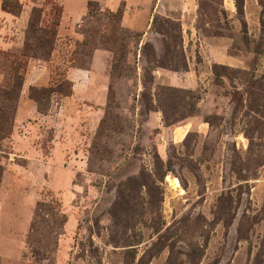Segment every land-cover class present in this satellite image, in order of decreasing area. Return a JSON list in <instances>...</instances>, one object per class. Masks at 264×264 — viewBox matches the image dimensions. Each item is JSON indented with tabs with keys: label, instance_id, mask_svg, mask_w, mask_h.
Returning <instances> with one entry per match:
<instances>
[{
	"label": "rangeland",
	"instance_id": "obj_1",
	"mask_svg": "<svg viewBox=\"0 0 264 264\" xmlns=\"http://www.w3.org/2000/svg\"><path fill=\"white\" fill-rule=\"evenodd\" d=\"M18 1L0 264H264V0ZM58 16L41 72L26 38ZM52 74L70 94L43 115Z\"/></svg>",
	"mask_w": 264,
	"mask_h": 264
},
{
	"label": "trees",
	"instance_id": "obj_2",
	"mask_svg": "<svg viewBox=\"0 0 264 264\" xmlns=\"http://www.w3.org/2000/svg\"><path fill=\"white\" fill-rule=\"evenodd\" d=\"M91 5H92V3L89 2L88 10L91 9ZM0 8L3 12L9 13L13 16H18L21 9H22V6L18 0H1ZM37 12H38L37 9H33L32 10V16L34 15V13H37ZM88 13H91V11H89ZM119 14H120V12L116 13V15H119ZM59 19H60V16H58L57 19L53 21L51 30L49 32H47V35H45L44 38H42L40 36H38V37L32 36L31 40L26 38L24 49L26 50V52L27 51L29 52L28 54H29L30 59H33L36 62L43 61V64H41L39 67L44 66L45 62L49 61V57H50L51 52L53 51V48L55 46L54 45L55 39H56L55 34H56L57 28L59 26ZM31 21H32V18L30 17L29 24H28V31L35 32L34 28L32 30ZM46 50L48 52H46ZM39 56L42 57L43 59L39 58ZM51 77H52V79H51V83H50L49 87L40 89V91H38L36 89L30 90L32 92V94L34 95L31 98L34 100V102L36 104L37 111L43 115H48V113L50 112L49 107H51L52 99L55 96L66 97L70 94V92L64 93L63 89H62L64 83L69 82V81H65V80L63 81V79L59 80L58 78H54V74H52ZM55 79L58 80V83L54 84ZM52 80H53V82H52ZM16 86L18 88V92L20 93L22 82L19 81L18 84H16ZM18 92H17L16 101L18 100V97H19ZM42 107H46L47 108L46 111H48V112H45ZM1 110H2V107H0V111ZM1 131L2 130L0 129V132ZM10 134H11V132L7 133L6 136L1 138V140L8 138L10 136ZM1 177H2V168L0 166V180H1Z\"/></svg>",
	"mask_w": 264,
	"mask_h": 264
},
{
	"label": "crops",
	"instance_id": "obj_3",
	"mask_svg": "<svg viewBox=\"0 0 264 264\" xmlns=\"http://www.w3.org/2000/svg\"><path fill=\"white\" fill-rule=\"evenodd\" d=\"M106 3L108 4L107 1H106ZM13 18H15L16 21H13L12 20V17H10L9 14H7L5 12H2V11L0 12V50H10V49L13 48L12 47L13 42L11 40V37L5 38L4 35L2 34L3 30H4V32H7L8 29H9L10 35H13L12 28H14L15 25L18 24V22L22 23V27H23V25H25V22H26L25 21L26 20V17L25 16L22 15L20 17L22 21H17L18 20L17 17H13ZM125 22L126 21H122V24H124L125 26H127V24ZM15 44H16L15 45L16 48H20V46L22 45V39H21V37H20V40L19 39L16 40V43ZM39 69H42L41 72H43V70L45 68H44V66H42V67H39ZM21 101H22V97H20L19 105H20ZM34 108H35V111H36V105H34ZM20 112H21V108H20V106H18V109H17V112H16V121H17V119L19 117V113ZM15 127H14V131L11 134L12 143L14 141H16V139H19L20 138L19 135L15 132Z\"/></svg>",
	"mask_w": 264,
	"mask_h": 264
}]
</instances>
